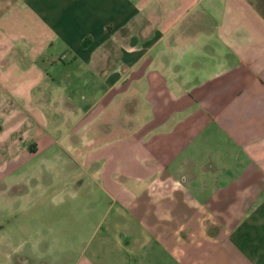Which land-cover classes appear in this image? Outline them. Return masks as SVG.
Masks as SVG:
<instances>
[{"label":"crops","instance_id":"1","mask_svg":"<svg viewBox=\"0 0 264 264\" xmlns=\"http://www.w3.org/2000/svg\"><path fill=\"white\" fill-rule=\"evenodd\" d=\"M34 162L101 192L74 264H264V0H0L1 201Z\"/></svg>","mask_w":264,"mask_h":264},{"label":"rangeland","instance_id":"2","mask_svg":"<svg viewBox=\"0 0 264 264\" xmlns=\"http://www.w3.org/2000/svg\"><path fill=\"white\" fill-rule=\"evenodd\" d=\"M44 156L41 154L39 159H43ZM63 173L65 170L60 173L59 169L44 168L38 162L37 164L34 162L32 168L23 166L13 181L6 179L1 187L6 189L7 193L15 195L27 193L30 197L15 202L0 200V221L7 225L8 221L12 220L7 227L18 226L21 230L18 237L32 238L33 241L36 238L47 240L50 244L46 249L49 253L47 258L57 261V264H74L76 259L74 245L88 235L87 229L91 230L97 224L101 218L99 213L104 210V202L102 197L101 201L98 200L100 191H94L95 194L89 190L86 193H77L71 186L68 190L59 186L49 194L40 195V187L32 181V178L38 182H43L45 178L64 180ZM11 182L15 184L10 185ZM94 187L96 188V184L90 183L87 189ZM99 203L102 204L100 207L97 206ZM82 228L86 232L78 233L77 231ZM29 251L26 244L20 253L27 255Z\"/></svg>","mask_w":264,"mask_h":264}]
</instances>
